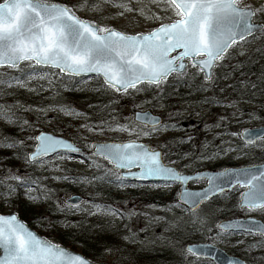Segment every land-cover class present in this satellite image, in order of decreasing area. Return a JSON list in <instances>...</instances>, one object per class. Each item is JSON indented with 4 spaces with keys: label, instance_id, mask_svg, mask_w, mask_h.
Segmentation results:
<instances>
[{
    "label": "snow or ice",
    "instance_id": "1",
    "mask_svg": "<svg viewBox=\"0 0 264 264\" xmlns=\"http://www.w3.org/2000/svg\"><path fill=\"white\" fill-rule=\"evenodd\" d=\"M159 12L144 15L143 6L134 8L130 0H78L77 3H57L55 0H3L0 3V68L7 66L19 70L24 78L10 76L7 80L0 78V85L18 86L34 91L29 81L47 80L49 88L56 81L64 86V80L72 81L79 77L77 83L84 84L95 80L99 89L114 92L120 96H135L147 92L153 86L157 90L150 100L136 103L134 108L142 104L161 100L164 92L163 84L170 76H184L189 66L203 75L205 89L214 83V71L224 66L223 62L231 57L234 49H241L249 40L257 38L264 41V23L254 22V18L264 17V3L258 5L241 4L243 0H150ZM111 6L118 9L117 15L125 12H139L155 26L148 31L129 34L117 30L97 19H85L77 13L99 12L102 7ZM163 13V15H161ZM158 22V23H157ZM259 34V36H258ZM173 53H175L173 55ZM23 65V66H22ZM27 68L29 71H24ZM38 69H47L40 71ZM56 70V71H53ZM87 78V79H85ZM243 83V82H242ZM246 86V85H245ZM43 89V84H37ZM252 87H256L255 84ZM228 107L234 105L229 104ZM36 112L47 113L59 111L66 115L82 116L69 105L57 103L48 108L39 107ZM12 106H0V119L15 125L17 120ZM255 118V117H253ZM87 120V118L85 117ZM220 117V121L226 120ZM121 123L116 117L101 120L98 124L86 122L81 125L88 133L117 132L127 134L129 139L122 143L85 142L77 147L69 141L44 132L28 139L34 140L32 151L25 152L23 140L6 137L3 146L17 150L27 165L48 166L52 170L62 171L57 161H71L72 153L84 156L88 149L89 167L100 168L96 157L107 164L105 175L111 177L119 188L127 187L129 177L136 180L158 179L164 183L152 187L169 188L174 183L181 185L176 193V203L169 208H180L187 213V221H177L199 226L211 233L216 231V238H224L229 233L243 232L258 234L264 245V222L249 217L233 221L216 222L214 228L209 224L211 211L202 205L216 197L226 195L228 190L237 187L243 189L239 193L237 207L248 211H264V166L242 168H223L214 172H196L186 174L163 162L167 153V142L150 148L137 141L141 137H149L167 131L173 124L165 123L160 118L145 111L135 112L133 117L125 118ZM28 124V121H23ZM222 127V123L215 125ZM22 127V126H21ZM23 130V128H22ZM31 130V126H29ZM231 136L238 133L232 132ZM241 135L243 148L252 145L257 139H264V128L257 131L245 130ZM189 140L191 137L188 138ZM87 141V137H84ZM240 148L229 147L227 152L240 151ZM221 153L211 156L201 155L200 160L212 159ZM187 158L188 154H184ZM81 160L80 163H84ZM185 168L188 165L184 166ZM135 168L137 171H133ZM55 180L67 181V175H55ZM15 181V184L6 183ZM206 181L207 186L198 190L187 187L188 182ZM78 182V181H77ZM6 192L2 195L10 197L17 188H25L28 200L38 202L41 196L33 195L34 191H42L44 199H50V189H41L39 182L30 177L16 174L8 175L0 180ZM31 185H37L33 189ZM75 197H70L63 205L57 203V209L80 210ZM100 213L113 218L135 213H122L110 205L92 204L89 215ZM107 250V246H105ZM205 249L190 245L181 249V255H204ZM0 264H90L84 256L73 253L62 246L41 238L18 217L17 214H0ZM229 264H233L229 261ZM235 264H239L238 261Z\"/></svg>",
    "mask_w": 264,
    "mask_h": 264
},
{
    "label": "rangeland",
    "instance_id": "2",
    "mask_svg": "<svg viewBox=\"0 0 264 264\" xmlns=\"http://www.w3.org/2000/svg\"><path fill=\"white\" fill-rule=\"evenodd\" d=\"M68 4L77 3L78 0H67ZM3 0H0L2 3ZM134 8L143 6L145 8L144 15L149 14L150 12H159V9L153 5L150 0H130ZM57 3H63L58 1ZM253 4L258 5L264 3V0H243V4ZM118 9L111 6H104L99 12H84L81 11L77 13L82 18L85 19H97L99 22L107 24L116 28L117 30L125 31L129 34L135 32H144L148 31L151 27L155 26L152 21L146 20L144 15H141L139 12H125L124 15H117ZM163 15V13H161ZM256 22L264 23V17L254 18ZM158 23V22H157ZM256 40L251 41L246 44L248 47L250 44L254 43ZM244 45V49L246 48ZM240 53L241 49L237 48L234 51ZM244 51V50H243ZM23 66V65H22ZM40 71H46V69H38ZM24 71H29L25 68ZM56 71V70H53ZM17 72L22 74L19 70L5 68L4 73ZM214 71V76H215ZM203 78L202 74L197 73L195 69H192L190 66L187 73L181 77H175L176 79H191L193 82H196L198 79ZM60 82L56 81L54 86L58 85ZM166 82H164L165 84ZM37 84H43V89L39 90ZM68 84V81L66 82ZM163 84V85H164ZM29 85L35 89L34 91H29L27 88H21L18 86L6 87L4 90H0V101H2L6 95H10L13 99H18L22 97L24 102L29 103L34 100L33 96H42L43 91L47 92L49 90L47 80L38 81L32 80L29 81ZM65 85V84H64ZM53 86V87H54ZM76 86L83 91H89L91 87L90 80L84 84H76ZM64 87V86H62ZM150 92V91H149ZM135 99L136 103L141 101L148 100L145 92L137 93L135 96H126L122 99L119 110L115 113L116 119L121 123L128 122L125 118H131L134 111H145L147 109L153 111V113L162 115L165 119V123L173 124L175 126L180 125V127L174 128L169 127L167 131H163L159 134H154L149 137H141L137 142L148 145L150 148H155L158 144L167 142L168 149L172 148L174 145H181L183 150L189 146L191 152L187 153L188 156L183 161L187 163H193L194 166H198L200 170H220L223 169L224 164L232 162L234 166H245L253 164L252 159L255 155L264 156V139L258 142L252 147L243 148L237 142L240 140V131L246 128L258 127L261 124L258 122L249 119L246 114L242 112L243 106L240 102H233L232 100L225 101L226 107L223 108L222 112H216L212 117L202 118L200 114H194L191 116V111L193 109L192 102H188L190 105L184 103L179 105L180 112L167 110L164 105H159L157 109H152L151 104H142L140 108H134L133 100ZM40 99H35L38 103ZM35 103V102H34ZM232 104L233 107H228L227 105ZM203 113L202 115H205ZM190 116V119H184ZM226 117L227 119L223 122L220 121V117ZM73 118V117H72ZM70 116L69 119L73 120ZM49 121H44L41 124L48 125ZM79 124V122H75ZM217 123H222V127L217 128L215 125ZM186 124H189L187 126ZM199 124V125H198ZM4 124L0 123V134ZM186 125V126H184ZM236 132L237 136H231L230 133ZM25 133V132H24ZM108 134L114 135L115 139L110 140L103 133H90V137L86 142L91 143L93 141H115V142H127L129 139H135V137H129L124 133L117 132H107ZM23 135V134H22ZM29 135V134H28ZM61 136V135H60ZM26 137V134L23 136ZM191 137L189 140L188 138ZM68 138V137H66ZM92 138V139H91ZM91 139V140H90ZM1 141V135H0ZM27 141V140H26ZM222 141V142H221ZM25 142V140H24ZM221 142V143H220ZM220 143V144H218ZM82 143L81 145H83ZM216 145V147L213 146ZM218 144V145H217ZM34 145V144H33ZM33 147V146H32ZM232 147L240 148V151L227 152L225 155L223 150ZM164 150V149H163ZM85 155L80 157H75L74 160L68 161H57L61 165L62 171H55L49 168L47 165L44 167H39L36 165H17L8 167L0 165V180H5V178L10 174L20 175L22 177H30L39 182L41 189H50L51 193L50 199H44L42 191H34L33 195L41 196V199L38 202H33L27 199L25 196V188L19 187L16 192H14L10 197H5L2 195L6 192L4 185L0 184V214L8 215L11 213L20 214V211L24 207L28 210H32L34 219L32 224H28L24 221L29 228L38 234L41 237H48L50 241L54 242L55 236H58L60 233L73 232L79 233L81 231H87L91 235L96 234H112L113 239L117 241L113 242L115 247H118V250H121V245L126 247L131 246V248H138L139 243L144 245L153 244L158 249H163L162 247H168L169 249H177V246H180L179 242L173 231L164 227L166 221L170 223L172 229L177 227V221H187V213L181 211L180 208H172L169 210L173 204H169L165 208L149 205L147 200L158 199L162 200L164 203L172 198L176 197V193L179 190L177 184H172L171 187H152V185L163 184V183H127L128 186L124 188H119L117 186H108L107 192L110 195L108 201L112 202L111 206L119 209L122 213H135L134 215H124L122 217H111L108 215H102L96 213L94 215L88 214V209L92 204H103L102 197H94L88 200L83 206H80V210L69 209L65 207L64 211L57 209V203L63 205L65 200L70 197L72 194H76L82 197L87 198L86 193L80 194L76 190L74 184L72 183L75 177H78L84 181V177L92 175L94 173H102V176L107 180H112L111 177L105 175V171L110 166L101 158L97 159V162L101 164V167L98 169L96 167H89V162L87 160L88 149H84ZM220 152L221 154L218 157L212 159H203L200 160L199 157L204 155L205 157L211 156L213 153ZM169 155V154H168ZM165 162L168 164L170 161H176L171 158V155ZM81 160H85L84 163H80ZM264 162V161H262ZM180 161L172 166L178 168ZM189 168H181L180 171L187 173ZM55 175H67L70 177L69 180H55L52 177ZM6 183L15 184V181H6ZM84 186H89L88 183H84ZM202 184H192L189 186L191 189H198ZM33 189L37 188V185H31ZM241 189L236 188L234 191L227 193L226 195H221L217 199L203 205L202 207L206 211H211L212 216L209 218V224L214 228L216 222L223 218H229L241 215L242 217H253L264 221V211L262 210H253L248 211L247 209L240 210L237 207V202L239 200V193ZM99 201V202H98ZM38 217V219H36ZM126 225V226H125ZM127 227L126 229L124 228ZM190 227H195L189 224ZM199 227V226H196ZM97 231H100L97 233ZM202 235L209 239V243L219 246L225 252L230 253L231 251L242 248L244 244L251 240L252 238L261 239L258 236L253 235H233L227 236L224 238H216V232H207L204 229L202 230ZM77 237V236H76ZM117 237V238H115ZM142 245V244H141ZM72 250L78 254L81 253V245L75 244ZM179 253V252H178ZM179 255V254H178ZM103 263L109 264L117 259L118 254L113 250H109L103 255ZM183 258L184 263L187 264H209V261H196V259L187 255H179ZM194 259V260H193ZM247 264H264V260H261L259 263L248 261Z\"/></svg>",
    "mask_w": 264,
    "mask_h": 264
},
{
    "label": "trees",
    "instance_id": "3",
    "mask_svg": "<svg viewBox=\"0 0 264 264\" xmlns=\"http://www.w3.org/2000/svg\"><path fill=\"white\" fill-rule=\"evenodd\" d=\"M58 1L68 3L67 0H55V2ZM251 41L253 40L250 38L249 43ZM230 51H232L231 57L223 62L224 66L222 68H217L215 70L216 75L214 76V83L208 86L207 89L202 87V85L205 84L202 78L193 82L191 79L173 80L175 76H172L163 85L164 92L161 94L163 98L150 103L152 109L155 110L159 105H164L167 110L175 111L177 115V112H180V104L184 103L189 106L190 104L188 102L193 101V109L190 115L200 114L202 118H206L212 117L217 111L222 112L223 108L226 107L225 103L227 102L225 101L232 100L233 102L242 103V112L246 114L249 119L264 126V41L257 38L254 43L250 44L248 47L246 46L243 54L238 53L236 50ZM4 71L5 69L0 70V78L2 79L7 80L10 76L24 78L22 74L17 72L6 74ZM67 81L68 84H66ZM77 81H79V79H74L72 81L64 80V87L59 83L49 88L47 92L43 91V93H37L42 94V96H33L35 99L36 97L40 99L38 103L35 99H32L29 103L24 102L22 97H18L16 100L10 95H6L5 98L0 101V106H12V110L15 113L13 119L17 120V123L13 125L0 119V123L4 124L1 130L2 134H0V165L14 167L25 164L20 155H14V152L17 150L3 146L6 137L25 140L24 151L28 152L33 148L32 146L34 144V140L28 138L34 137L38 132L50 131L82 144L86 142L84 137H87L88 140V137L91 136L84 128H81L82 124L86 122L98 124L101 120H109V122H111V117H115V113L119 110L122 99L126 96H120L114 92H105L99 89V85L95 80H90L91 87L89 91H83L76 86V84H78ZM253 84H255L256 87H252ZM6 87L8 86L0 85V90H4ZM156 91L155 87H152L145 92L147 99L150 100ZM57 103L67 104L76 112L82 113L83 115H66L59 111H48L45 114L43 112L34 111L36 108H48ZM203 113L206 114L202 115ZM70 116L71 118L73 117V120L69 119ZM190 118L191 117L188 116L184 119ZM25 120L28 121V124L22 123ZM44 121H49L48 125L41 124ZM75 122H79V124ZM186 125L189 126V124ZM29 126H31V130H29ZM177 127H180V125L174 128ZM25 134L27 138L23 137ZM103 134L110 140L115 139L114 135L108 134L107 132ZM237 142L240 144L241 141L239 140ZM240 145L243 146V144ZM213 146L216 147L215 144H213ZM182 150L183 147L181 145H174L171 149L165 148L163 151H165L167 155L164 161L171 155L172 159L180 161V165L178 166L179 169L188 165L187 168H189V172L199 171L200 169L198 166L183 161L184 154L189 151L191 152L189 146L183 152ZM252 159L254 163H259L264 161V156L255 155ZM228 166L234 165L232 162H229L224 164L223 167ZM80 179L81 177H75L72 183L78 193H86L88 195L87 201L94 197H102L105 199L102 201L103 205L111 206L112 202L108 201L110 195L107 192V188L108 186H116L113 179H105L102 173H94L85 176L83 182H81L82 180ZM84 183H88L89 186H84ZM157 198L158 199L153 200L149 199L147 203L162 208H165L170 203L173 205L176 203V197H172L168 201V204L160 200V197ZM19 217L30 225L32 221L35 220L32 210L25 209L24 207L20 211ZM36 219H38V217ZM125 226L124 228L126 229L127 227ZM169 226L170 223L166 221L164 225L166 230H174L173 234H175L178 238L177 240L181 242L180 246H177L179 253L176 249H169L167 246L162 247L163 249H158L153 244L144 245L143 243H139V247L135 249L131 248V246L126 247L125 245H121V250H118V247H115L113 244V242L117 241V239L112 238L114 235L107 234L106 232L101 235L96 233L91 235L88 233V230H82L79 236V233L73 232L60 233L58 236H55L53 240L55 243L71 249L75 244L81 245V254L100 264H105L103 263V257L101 255L113 249L117 252L118 257L109 264H187L186 262L184 263L183 258L179 256L181 255V249L192 242H209V239H206V237L202 235L203 229L200 227H190L189 223L185 222H181L179 227L174 229ZM216 231L217 230L214 228L213 232ZM98 232L100 231H97V233ZM227 236L233 235L229 234ZM261 240L262 239L254 237L247 241L242 248L231 251L230 253L241 257L247 263L248 261L259 263L261 260H264V245H261ZM105 246H107V250ZM196 261L201 260L196 259ZM209 264L211 263L209 262Z\"/></svg>",
    "mask_w": 264,
    "mask_h": 264
},
{
    "label": "water",
    "instance_id": "4",
    "mask_svg": "<svg viewBox=\"0 0 264 264\" xmlns=\"http://www.w3.org/2000/svg\"><path fill=\"white\" fill-rule=\"evenodd\" d=\"M257 23V22H256ZM258 24H260V23H258ZM175 53H173V55H174ZM3 68H8L7 66H5V67H3ZM1 69V68H0ZM76 78H79V77H76ZM147 112H149V113H151L152 115H155V116H157L158 118H160L161 120H162V117L161 116H159V115H157V114H154V113H152L151 111H149V110H146ZM135 112H142V111H135ZM134 112V113H135ZM134 113H133V115H134ZM133 117V116H132ZM163 121V120H162ZM262 128H264V126H259V127H255V128H246V129H244V130H242L241 132H240V134H242L245 130H252V131H259L260 129H262ZM44 133H47V134H50V135H53V136H56V135H54V134H52V133H50V132H44ZM39 134V133H38ZM37 134V135H38ZM56 137H60V136H56ZM60 138H63V137H60ZM240 138H241V135H240ZM63 139H65V140H67V141H69L70 143H73L74 145H76L73 141H71V140H69V139H66V138H63ZM243 142H244V140L243 139H241ZM258 140H261V139H257V140H255L254 141V143L253 144H255ZM98 143H104V142H98ZM107 143H119V142H112V141H110V142H107ZM138 143H140V142H138ZM245 143V142H244ZM143 144V143H142ZM145 145V144H144ZM77 146V145H76ZM146 146H148V145H146ZM77 147H79V146H77ZM149 147V146H148ZM34 149V148H33ZM71 155H73V156H77L78 154H75V153H72ZM98 158H100V157H98ZM102 159V158H101ZM164 162V161H163ZM254 165H256L257 167H261V166H264V163H259V164H254ZM250 166H252V165H250ZM250 166H244V167H250ZM110 167H111V165H110ZM228 168H230V169H235V168H242V167H228ZM133 171H137V169H135V168H133L132 169ZM200 172H214V171H209V170H203V171H200ZM196 173V172H195ZM195 173H192V175H194ZM127 182H133V183H164L162 180H158V179H149V180H142V181H140V180H136V179H134V178H131V177H129V179H128V181ZM189 183H191V181H189L188 182V184ZM177 184H179V183H177ZM188 184H187V187H188ZM180 185V184H179ZM207 186V182L205 181V186L204 187H206ZM203 188V187H202ZM190 189V188H189ZM200 189V188H199ZM181 190V185H180V188H179V191ZM192 190H198V189H192ZM228 191H231V190H228ZM227 191V192H228ZM219 194H217V196H218ZM70 197H75L76 198V201L75 202H83L84 201V198L83 197H81V196H79V195H72V196H70ZM69 197V198H70ZM68 198V199H69ZM215 198V197H214ZM67 199V200H68ZM213 199V198H212ZM80 204H82V203H80ZM79 204V205H80ZM16 214V213H15ZM249 217H238V218H230V219H223V220H220L219 222H221V223H223V222H226V221H233V220H236V219H248ZM251 218H253V217H251ZM253 219H256L257 221H260V222H263L262 220H260V219H257V218H253ZM25 223V222H24ZM26 224V223H25ZM27 225V224H26ZM28 226V225H27ZM29 227V226H28ZM31 230V229H30ZM32 231V230H31ZM34 232V231H33ZM234 233H243V232H234ZM245 234V233H244ZM38 235V234H37ZM253 235H258V234H253ZM39 236V235H38ZM259 236V235H258ZM41 237V236H40ZM41 238H44V239H47V238H45V237H41ZM48 240V239H47ZM50 241V240H49ZM190 245H195V246H197V247H201V248H204L206 251H205V254L204 255H199V256H196V255H193V256H195V257H197V258H202V259H209V260H211L214 264H229V261H232L233 262V264H235V262L236 261H238L239 262V264H246L245 263V261L244 260H242V259H240V258H238V257H236V256H231V255H229V254H227L224 250H222L221 248H219L218 246H214V245H211V244H207V243H190V244H188V245H186V247L185 248H187L188 246H190ZM60 246H62V245H60ZM63 248H65V249H67V250H70V251H72L73 253H76V252H74L73 250H71V249H69V248H66L65 246H62ZM76 254H78V253H76ZM79 255H82V254H79ZM192 255V254H191ZM83 256V255H82ZM85 257V256H84ZM86 258V257H85ZM86 259H88V258H86ZM89 260V262H90V264H98V263H95V262H93V261H91L90 259H88Z\"/></svg>",
    "mask_w": 264,
    "mask_h": 264
}]
</instances>
